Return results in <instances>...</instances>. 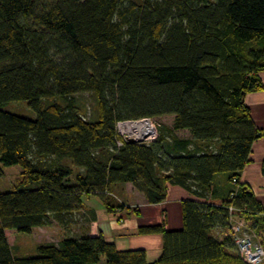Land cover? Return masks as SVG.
I'll list each match as a JSON object with an SVG mask.
<instances>
[{
    "label": "trees",
    "instance_id": "obj_1",
    "mask_svg": "<svg viewBox=\"0 0 264 264\" xmlns=\"http://www.w3.org/2000/svg\"><path fill=\"white\" fill-rule=\"evenodd\" d=\"M262 72L264 0H0V177L3 166L20 169L0 191V264H248L227 233L228 207L264 236L263 209L238 180L264 136L244 103L264 88ZM83 93L95 101L88 119ZM15 101L34 118L1 108ZM164 116L170 125L158 123L148 143L122 141L115 129ZM221 173L229 188L217 197ZM126 183L148 204L163 202L169 186L191 197L180 229L136 228L161 235L154 262L101 233L38 244L36 256L11 253L7 229L69 228L90 197L114 213Z\"/></svg>",
    "mask_w": 264,
    "mask_h": 264
},
{
    "label": "crops",
    "instance_id": "obj_2",
    "mask_svg": "<svg viewBox=\"0 0 264 264\" xmlns=\"http://www.w3.org/2000/svg\"><path fill=\"white\" fill-rule=\"evenodd\" d=\"M260 80L264 86V72L260 73ZM244 103L250 110L254 125L264 134V88L259 92L245 94ZM179 136L188 137V133L180 132ZM238 180L252 192L264 212V136L252 143L248 162L240 172ZM213 185L217 197L227 194L229 182L226 176H216ZM126 191L131 193L128 199L124 196ZM115 193L123 196L117 199L123 207L115 209L114 213H107L94 197L84 199V210L81 214L83 223L78 225V235L96 236L101 233L105 240L113 242L118 250L143 249L146 262H154L161 253V235H138L135 233L136 228L163 225L165 230L180 229L181 201L190 199V195L178 186H169L163 202L148 204L143 195L129 183L118 186Z\"/></svg>",
    "mask_w": 264,
    "mask_h": 264
},
{
    "label": "rangeland",
    "instance_id": "obj_3",
    "mask_svg": "<svg viewBox=\"0 0 264 264\" xmlns=\"http://www.w3.org/2000/svg\"><path fill=\"white\" fill-rule=\"evenodd\" d=\"M78 104L82 110V114L85 119H88L94 115L95 110V101L90 93H83L76 96ZM3 110L8 111L13 114H17L29 119L34 118V112L27 106L26 101H15L9 102L3 107ZM172 120L171 116H164L157 119V123L159 124H170ZM117 129L120 132H124L120 126H117ZM125 133V132H124ZM151 137H148L150 140ZM3 174L0 177V191H9L19 180L20 177V169L18 166H3L2 167ZM220 175L226 176L225 173H221ZM233 182V180H232ZM127 194L124 192L125 198H129L131 193L126 191ZM116 194V193H115ZM121 195L116 194V201L118 198L121 199ZM97 200V199H96ZM238 216V215H237ZM237 223V226H242L243 228H249L250 230V237L252 239L251 244L254 242H258L261 246L260 237L261 239L264 237L259 233L253 231L248 224L243 220L242 216ZM241 220V221H240ZM245 222V223H244ZM82 220L76 224L72 225L69 228H63L57 225L55 222H52L51 225L47 227H35L31 230L30 233H23V232H16L15 230L7 229L5 231V236L7 238L8 244L10 245L11 253L14 256H36L37 250L36 247L38 244L42 243H57L60 239L64 236L78 234V225H82ZM236 225V224H235ZM234 225V226H235ZM242 229V228H241ZM252 232V233H251ZM231 233V231L227 232ZM242 233V232H241ZM263 248V246H262ZM264 250V248H263ZM242 257V256H241ZM242 260L247 263L243 257ZM103 258H100V262L98 264H103ZM249 264V263H248ZM260 264H264V257Z\"/></svg>",
    "mask_w": 264,
    "mask_h": 264
},
{
    "label": "built area",
    "instance_id": "obj_4",
    "mask_svg": "<svg viewBox=\"0 0 264 264\" xmlns=\"http://www.w3.org/2000/svg\"><path fill=\"white\" fill-rule=\"evenodd\" d=\"M147 122L148 125L151 127V131L146 133L145 135H141L139 132H135L134 126L140 122ZM117 126L125 132H120L117 129ZM129 126V127H128ZM157 126L158 123L150 118H140L137 120H125L119 121L115 125L116 132L118 136L122 139V141H133L137 143H148L155 139L157 134ZM148 137H151L150 140ZM120 145V142H117ZM237 181L233 179L234 189L233 192L230 193V198L234 196L238 188ZM236 210L233 207H228V235L233 240L235 245L236 251L243 257V259L249 264H260L264 257V250L262 246L258 242H254L251 244L252 241L250 237V229L243 228L242 226H237L239 220L241 218L240 215L235 213ZM238 215V216H237ZM244 220V219H243ZM241 221V220H240ZM245 223V222H244ZM236 224V225H235ZM235 225V226H234ZM242 228V229H241ZM242 232V233H241ZM252 233V232H251Z\"/></svg>",
    "mask_w": 264,
    "mask_h": 264
},
{
    "label": "bare ground",
    "instance_id": "obj_5",
    "mask_svg": "<svg viewBox=\"0 0 264 264\" xmlns=\"http://www.w3.org/2000/svg\"><path fill=\"white\" fill-rule=\"evenodd\" d=\"M133 126H134L135 132H137V133L139 132L141 135H143V134L145 135L146 133L151 131V127L148 125V123L146 121L140 122V123L133 125Z\"/></svg>",
    "mask_w": 264,
    "mask_h": 264
}]
</instances>
